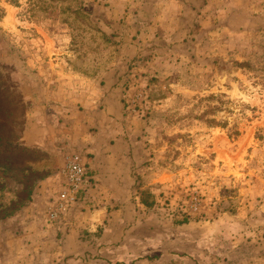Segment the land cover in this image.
Masks as SVG:
<instances>
[{
	"label": "rangeland",
	"instance_id": "1",
	"mask_svg": "<svg viewBox=\"0 0 264 264\" xmlns=\"http://www.w3.org/2000/svg\"><path fill=\"white\" fill-rule=\"evenodd\" d=\"M107 82L147 150L143 240L98 264H262L264 0H0V264H97L53 260L33 228L67 216L48 220L51 178Z\"/></svg>",
	"mask_w": 264,
	"mask_h": 264
},
{
	"label": "crops",
	"instance_id": "2",
	"mask_svg": "<svg viewBox=\"0 0 264 264\" xmlns=\"http://www.w3.org/2000/svg\"><path fill=\"white\" fill-rule=\"evenodd\" d=\"M153 14L156 15V12ZM120 86L114 82H107L103 86V96L93 99L99 104L98 110L92 107L97 116L98 130L90 136H77L79 147L70 149L71 152L79 150L87 156L90 177L88 193L56 225L44 227V223L39 228H33V238H37L38 246L47 244L52 248L50 256L53 260L64 256L70 257V262L82 256L79 258L81 262L87 258L96 259L91 261L97 264L98 261L108 262L115 258L117 248L132 249L143 240L135 231L137 212L132 201L136 198L137 174L144 170L147 150L143 146L144 141L119 127L118 119L123 118ZM51 179L56 182L54 190H59L60 174ZM46 182L49 185L51 181ZM46 184L37 191L35 200L48 197L45 196L51 191L48 192ZM28 210L35 212L34 207ZM32 216V221L37 223L36 213H32ZM251 227L256 229V233L261 232L260 249L263 253L258 258L264 264V205L257 227ZM251 227L248 225V229ZM173 230L178 232L180 229ZM252 230L249 233L254 234ZM46 236L49 238L44 241Z\"/></svg>",
	"mask_w": 264,
	"mask_h": 264
},
{
	"label": "built area",
	"instance_id": "3",
	"mask_svg": "<svg viewBox=\"0 0 264 264\" xmlns=\"http://www.w3.org/2000/svg\"><path fill=\"white\" fill-rule=\"evenodd\" d=\"M61 188L55 201L48 208L50 221H58L63 215L80 201L82 193H87L90 187L89 167L84 155L74 151L67 155L65 165L60 171ZM198 198L191 197V206L197 208Z\"/></svg>",
	"mask_w": 264,
	"mask_h": 264
}]
</instances>
